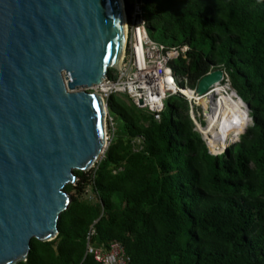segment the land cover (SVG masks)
Segmentation results:
<instances>
[{"label": "trees", "instance_id": "obj_1", "mask_svg": "<svg viewBox=\"0 0 264 264\" xmlns=\"http://www.w3.org/2000/svg\"><path fill=\"white\" fill-rule=\"evenodd\" d=\"M124 2L129 14L131 0ZM145 4L152 39L190 47L171 63L174 74L196 88L222 66L252 124L213 155L183 98H171L170 117L156 122L127 96L112 95L118 128L104 158L75 172L57 238L34 239L20 264H98L87 254L91 229L93 245L119 242L131 264H264V0ZM89 187L93 201L84 199Z\"/></svg>", "mask_w": 264, "mask_h": 264}, {"label": "water", "instance_id": "obj_2", "mask_svg": "<svg viewBox=\"0 0 264 264\" xmlns=\"http://www.w3.org/2000/svg\"><path fill=\"white\" fill-rule=\"evenodd\" d=\"M125 11L124 0H0V264L57 238L65 187L105 153L108 108L77 89L120 70ZM222 80L205 76L198 95Z\"/></svg>", "mask_w": 264, "mask_h": 264}, {"label": "built area", "instance_id": "obj_3", "mask_svg": "<svg viewBox=\"0 0 264 264\" xmlns=\"http://www.w3.org/2000/svg\"><path fill=\"white\" fill-rule=\"evenodd\" d=\"M125 24L126 43L120 70L114 71L112 76H107L102 84L88 88L89 93L100 95L107 108V102L112 95H125L138 110L151 115L156 122L162 120L166 112V103L173 97H181L187 101L189 115L195 124L196 131L202 134L199 129L201 124L198 123L197 116L194 114L195 106L199 102L194 97L190 98L184 91L188 90L198 97L203 95H198V86L191 88L188 79L176 76L171 68V63L186 56L190 47L188 45L170 47L151 38L148 31L145 0H131L129 14L125 11ZM216 71H223V80L218 84L224 83L230 86L229 75L222 66H212L206 76ZM114 126V119L108 110L105 117L106 150L114 137L116 131ZM142 140L141 137L137 139L138 142ZM204 141L209 149L207 139L205 138ZM226 148L228 146L221 153L219 151L213 153L210 151V153L220 155L225 153ZM93 200L94 197H90V201ZM93 235L95 231L91 229L87 238V254L92 255L98 264H131V258L126 254L121 243L113 242L109 247L96 246L91 243Z\"/></svg>", "mask_w": 264, "mask_h": 264}, {"label": "bare ground", "instance_id": "obj_4", "mask_svg": "<svg viewBox=\"0 0 264 264\" xmlns=\"http://www.w3.org/2000/svg\"><path fill=\"white\" fill-rule=\"evenodd\" d=\"M123 26L124 30H126L124 17ZM184 93L190 98L194 97L203 106L204 114L208 118V124L205 128H201L199 125V129L214 152H223L224 148L229 144V140L238 139L251 122L244 102L237 93L229 90L227 86L217 84L204 97H198L188 90L184 91ZM211 97H216V99H211Z\"/></svg>", "mask_w": 264, "mask_h": 264}, {"label": "rangeland", "instance_id": "obj_5", "mask_svg": "<svg viewBox=\"0 0 264 264\" xmlns=\"http://www.w3.org/2000/svg\"><path fill=\"white\" fill-rule=\"evenodd\" d=\"M108 76H109V75H108ZM222 85H223V86H226L224 83H222ZM227 87L231 88V91H234L233 88L231 87V85H230V86L227 85ZM77 90H78V91L89 92L88 88H80V89H77ZM206 95H207V94H204L203 97L206 96ZM211 99H214V100H215L216 97H211ZM178 104H179V105H178L179 108H180L181 110H183V109H184V104L182 103V101H179ZM165 114H166V117H167V118L170 117V103H169V102L166 103V112H165ZM194 114H195V116H197L196 120L198 121V123L201 124L200 127H201V128H205V126L208 124V118H206V114H204L203 106H201L200 104H197V105L195 106ZM111 117H112V116H111ZM206 120H207V122H206ZM114 124H115L114 129L117 130V128H118V124L116 123V121H114ZM251 124H252V122L249 123L248 127H249ZM197 132H198V130H197ZM200 134H201V133H200ZM201 135H202V134H201ZM202 137L205 139V136H204V135H202ZM239 139H240V137H239L238 139L233 140V141L229 140V144H228L227 146L229 147L230 145H232V144L238 142ZM209 149H210V148H209ZM210 151H211L212 153L214 152V151H212L211 149H210ZM223 151H224V150H223ZM219 153H221V152H219ZM100 160H101V159H100ZM99 162H100V161H99ZM92 170H93V169H92ZM90 171H91V170H90ZM76 182H77V181H76ZM75 184H76V183H75ZM90 197H93V194H92V188H91V187L88 188V192H87V194L84 196V199H88V200H90Z\"/></svg>", "mask_w": 264, "mask_h": 264}]
</instances>
